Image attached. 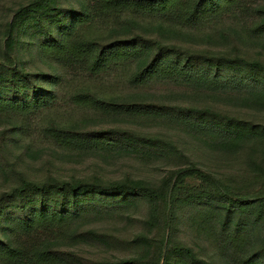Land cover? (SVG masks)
Wrapping results in <instances>:
<instances>
[{"label":"trees","instance_id":"obj_1","mask_svg":"<svg viewBox=\"0 0 264 264\" xmlns=\"http://www.w3.org/2000/svg\"><path fill=\"white\" fill-rule=\"evenodd\" d=\"M243 5L244 0H31L19 6L12 21L0 31V116L19 118L16 127L23 133L30 121L48 112L63 118L56 109L65 92L72 108L95 116L126 115L158 121L185 131L214 151L237 153L253 140L264 147V126L238 116L208 106H155L140 100V92L108 98L111 95L99 93L94 86L109 77L124 78L121 72L131 68L125 81L132 89L172 80L203 94L226 97L239 108L263 110L264 87L245 88L246 92L243 78L232 76V70L244 72L250 67L244 56L185 51L187 56L174 58L172 54L182 48L175 43H158L164 34L179 38L174 25L197 28L208 20L235 14ZM255 11L260 20L249 26L248 34L263 39L264 5ZM137 28L143 34L137 33ZM108 31L118 39L100 41ZM236 33L239 38L244 36ZM208 37L211 39V35ZM38 58L50 70L39 67ZM259 67L262 75L252 68L250 73L252 79L259 77L264 83V65L259 63ZM57 121L46 123L41 133L63 149L108 151L143 160L162 159L179 149L176 143L158 136L122 128L84 132ZM27 153L35 152L27 149ZM255 168L264 174V165L256 162ZM23 174L19 172L18 183L0 195V264H64L73 254L58 244L76 241L79 223L92 216L102 219L135 201L149 205L150 216L145 223L151 232L167 227L170 233L177 207L204 199L219 204L226 226L233 222L236 209L241 216L248 205L256 204L257 220L264 217V190L245 196L235 193L213 172L195 163L172 170L157 185L133 178H50L36 182ZM189 180L205 185L198 187ZM183 191L189 193L181 196ZM161 208L165 211L164 223ZM261 226L264 231V220ZM87 233L103 240L95 230ZM169 233L159 239L137 234L132 243L139 248L138 256L117 264H209L192 248L172 243ZM229 240L237 251L247 241L240 232ZM257 253L241 257L238 264H264V235Z\"/></svg>","mask_w":264,"mask_h":264},{"label":"rangeland","instance_id":"obj_2","mask_svg":"<svg viewBox=\"0 0 264 264\" xmlns=\"http://www.w3.org/2000/svg\"><path fill=\"white\" fill-rule=\"evenodd\" d=\"M30 1L0 0V31L6 23L12 21L16 9ZM76 4L77 2L72 5ZM261 5H264V0H244V5L235 14L225 15L215 21L208 20L197 28H178L174 25V29L179 31L176 32L180 34L179 38H174L173 33L164 34L165 36L158 38L160 40L158 43L161 46L175 43L176 47L182 48L183 50L177 49L172 54L174 58L187 56L185 51L225 54L230 57L242 55L250 67L244 72L232 70V76L240 80L243 78L242 88L246 92V89L251 87L263 88V80L259 77L252 79L250 69L259 71L260 75L263 74L259 63L264 65V38L251 37L248 34L249 26L260 20V15L256 14L255 8ZM139 31L142 32L140 34L144 32L138 29L137 33ZM239 31L244 36L240 35L239 38L236 33ZM222 32L226 34L225 37L221 36ZM128 35L131 36V34ZM144 35L147 36L148 33ZM208 35H211V39ZM116 38L108 31L100 36V41L109 43ZM1 44L0 36V47ZM155 46L159 48L157 44ZM157 52L158 49L153 53ZM37 61L36 64H39V67L50 70L43 60L38 58ZM176 61L179 60L176 59ZM179 65L183 66L184 63L179 61ZM127 69L121 72L124 78L109 77L103 82L97 81L94 86L99 93L111 95L106 96L108 98L140 92L139 94H142L140 100L151 105L208 106L264 126V109L239 108L227 101L226 97H213L207 92L203 94L182 83L175 84L172 80L155 83L146 88L132 89L125 81L132 70ZM62 96L64 99L60 101L56 110L59 111L60 116H64L63 118L48 112L39 116L37 120L30 121L23 133L16 127L20 125L19 118L10 115L0 116V195L18 183L19 172L36 182L50 178L72 181L95 178L102 181H114L133 178L157 185L172 170L193 163L204 170L213 172L233 188L235 193L245 196L264 190V174L255 168L256 162L264 165V147L256 140L247 143L245 148L237 153L214 151L203 144V141L186 134L179 128H172L144 117L95 116L91 112L72 108V105L67 104V94L64 92ZM52 121L65 126L71 125L84 132H107L112 128H122L139 134L158 136L176 143L179 149L162 159L152 160L100 150L78 152L63 149L48 142L41 133L44 125ZM27 149L35 153L29 155ZM189 181L198 187L205 185L203 182L201 184L194 180ZM185 192L183 191L181 196L189 193ZM255 206L256 204L248 205V209H245L241 216L236 209V213L232 216L233 222L226 226L223 213L216 201L210 203L204 199L185 206L180 204L176 210L173 230L169 233L167 227L155 228L151 232L150 227L145 223L150 216L149 205L143 201H135L102 219L92 216L83 223H79V226H76L78 239L59 243L58 246L73 254L72 259L64 264H117L119 260L138 256L139 248L132 243V239L137 234L145 233L159 239L165 233H169L172 243L177 242L192 248L209 264H238V259L256 254L262 246L264 231L261 222L264 217L256 219ZM164 213V209L161 208L162 223H164ZM88 230H95L103 240H95L88 235ZM237 232L245 234L247 240L241 251H237L229 240L230 236Z\"/></svg>","mask_w":264,"mask_h":264}]
</instances>
